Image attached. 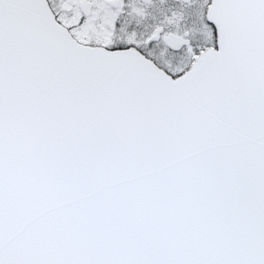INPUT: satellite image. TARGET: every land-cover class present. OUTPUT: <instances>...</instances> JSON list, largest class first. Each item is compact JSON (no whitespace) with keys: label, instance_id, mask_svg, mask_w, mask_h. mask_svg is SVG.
I'll return each instance as SVG.
<instances>
[{"label":"snow or ice","instance_id":"6c2138e0","mask_svg":"<svg viewBox=\"0 0 264 264\" xmlns=\"http://www.w3.org/2000/svg\"><path fill=\"white\" fill-rule=\"evenodd\" d=\"M0 264H264V0H0Z\"/></svg>","mask_w":264,"mask_h":264}]
</instances>
